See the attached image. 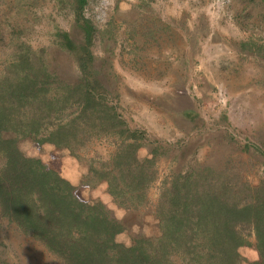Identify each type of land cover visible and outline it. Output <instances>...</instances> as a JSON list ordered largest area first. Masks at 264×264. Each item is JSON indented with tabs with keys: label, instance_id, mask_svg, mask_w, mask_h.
<instances>
[{
	"label": "trees",
	"instance_id": "16d2710c",
	"mask_svg": "<svg viewBox=\"0 0 264 264\" xmlns=\"http://www.w3.org/2000/svg\"><path fill=\"white\" fill-rule=\"evenodd\" d=\"M88 3L0 0V218L41 246L44 264H264V176L252 183L246 165L232 155L173 168L150 201L162 147L144 129L130 127L112 101L107 59L92 49L105 28L86 14ZM228 3L242 26L264 28V0ZM39 22L46 24V40L35 45ZM126 22L132 42L173 34L150 10ZM239 46L264 58V42L252 36ZM25 139L75 157L79 181L27 153ZM103 139L113 144L106 157L84 153ZM251 146L264 165V142L247 140L241 148ZM98 184L127 215L151 204L156 231L134 232L128 244L121 242L116 235L127 220L80 191ZM250 236L256 253L246 259L240 247Z\"/></svg>",
	"mask_w": 264,
	"mask_h": 264
},
{
	"label": "rangeland",
	"instance_id": "374dc122",
	"mask_svg": "<svg viewBox=\"0 0 264 264\" xmlns=\"http://www.w3.org/2000/svg\"><path fill=\"white\" fill-rule=\"evenodd\" d=\"M147 10L169 24L171 38L132 42L125 32L126 21ZM85 12L106 30L101 29L103 39L99 35L92 49L98 58L107 59L106 69L111 72L105 79L113 91L112 101L118 102L130 127L144 129L162 147L156 154L157 178L148 191L151 202L171 170L185 169L193 160L216 163L230 154L246 165L252 183L264 176L262 156L252 146L241 148L247 140L264 142V58L239 46L251 36L264 42V28L242 26L228 0H89ZM62 24L68 25L66 20ZM45 26L44 22L36 24L33 44L46 40ZM228 134L235 141H228ZM21 146L79 181L82 168L72 155L29 139L22 140ZM112 148L106 139L94 140L84 153L106 157ZM80 191L101 198L117 217L127 220L116 235L121 242L128 244L134 232L156 231L151 204L127 215L112 202L104 184L81 185ZM249 241L240 247L246 259L256 253L252 236ZM44 260L40 245L0 218V264H44Z\"/></svg>",
	"mask_w": 264,
	"mask_h": 264
}]
</instances>
